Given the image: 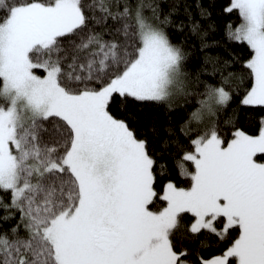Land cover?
<instances>
[{
    "label": "snow or ice",
    "instance_id": "1",
    "mask_svg": "<svg viewBox=\"0 0 264 264\" xmlns=\"http://www.w3.org/2000/svg\"><path fill=\"white\" fill-rule=\"evenodd\" d=\"M0 264H264V0H0Z\"/></svg>",
    "mask_w": 264,
    "mask_h": 264
}]
</instances>
